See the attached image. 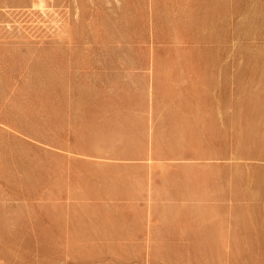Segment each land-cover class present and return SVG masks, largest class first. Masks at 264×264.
I'll use <instances>...</instances> for the list:
<instances>
[{
  "label": "rangeland",
  "instance_id": "obj_1",
  "mask_svg": "<svg viewBox=\"0 0 264 264\" xmlns=\"http://www.w3.org/2000/svg\"><path fill=\"white\" fill-rule=\"evenodd\" d=\"M0 264H264V0H0Z\"/></svg>",
  "mask_w": 264,
  "mask_h": 264
}]
</instances>
